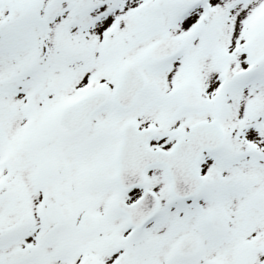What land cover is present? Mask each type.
Here are the masks:
<instances>
[{"label":"snow or ice","instance_id":"6c2138e0","mask_svg":"<svg viewBox=\"0 0 264 264\" xmlns=\"http://www.w3.org/2000/svg\"><path fill=\"white\" fill-rule=\"evenodd\" d=\"M0 264H264V0H0Z\"/></svg>","mask_w":264,"mask_h":264}]
</instances>
